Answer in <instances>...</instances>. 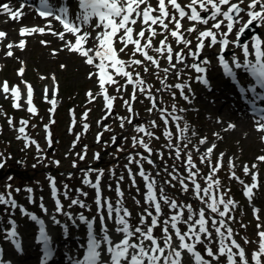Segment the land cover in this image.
Here are the masks:
<instances>
[{
  "label": "snow or ice",
  "instance_id": "1",
  "mask_svg": "<svg viewBox=\"0 0 264 264\" xmlns=\"http://www.w3.org/2000/svg\"><path fill=\"white\" fill-rule=\"evenodd\" d=\"M78 11L73 16L71 14L70 6L62 4L58 8L50 3V0H40V8L37 9L38 15L41 18L48 20L47 31L56 35L60 40L65 41L66 34H72L75 37V42L65 41L64 48L67 50L79 54L85 58V62L88 65H92L97 69V73H90L98 76V83L101 88V94L105 100L106 115L103 119H107L114 108V103L117 99L116 96H112L107 92L106 85H116V91L120 92L125 89L126 85H121L115 78L120 76L126 78V84H133L134 88L131 101L125 100L124 104L127 107V111L132 114V102L136 100V90L140 93L146 94V97L150 100L152 107L148 109L149 112L158 108L165 125L169 123V116H172L166 108L160 107L157 97L152 94L151 85H148L139 72L129 71V68L133 66H143L144 72L149 71L145 61L149 62L155 69H161L160 61L156 56L149 53V50L154 51L160 57L167 60L169 67L163 68V72L166 74L165 78L161 80L166 90L171 88H177L180 90V94L186 101H189V96L184 93L185 87L190 88V85L175 84L169 85L166 83L167 74L170 70H174L175 74L179 76L180 69L177 68V64H183L184 67H190L194 69L198 74L196 77L198 82L208 85L206 78L207 68L205 65L210 63L207 59H204L202 63L193 62L186 64L185 61L191 57L193 61H199L201 53L205 47H214L217 44L220 45V53L218 55L219 63L221 64L224 72L229 77L235 78L237 72L235 70L242 69L244 72L250 74L255 79V85H251L248 88H241V92L251 91L253 94L252 100L249 101L253 106V111L264 114V108H257L256 101H264V92H258L257 86L260 89H264V38L260 35H254L252 37V50L250 51L249 44L247 42L241 44V37L245 34L246 30L254 27L256 24L264 27V0H250L247 8L243 7L244 0H190V3L182 6L179 0H158L157 6L154 8L149 0H76ZM143 5V7H142ZM23 5L20 9L13 10L8 3L0 5L3 13L8 14L10 19L18 20L24 15ZM171 9V11H170ZM258 9V10H257ZM157 13V14H153ZM246 13L248 19L241 24L244 17L242 14ZM58 21L63 31L54 32L51 28V19ZM187 19L191 22V26L187 29H183L182 21ZM140 23V30L135 32L134 27L137 23ZM211 22V27H208ZM172 25V27H170ZM199 26H203L204 30H200ZM239 27L237 28V26ZM85 26L91 28L92 31L86 30ZM222 26L226 28L222 30ZM157 28L160 29L157 32ZM236 29L235 40H230L229 35ZM99 30V31H97ZM46 31L44 27H23L20 30L22 37L32 35L35 33L43 34ZM93 32L96 34L93 36ZM147 33V36H146ZM192 33H196L195 48L192 47L193 41L188 38ZM158 35H163L164 39L159 41V46H153V39ZM7 34L0 31V42L6 38ZM171 36L177 45H183L179 51H175L171 43L168 42V37ZM143 41V43H142ZM207 41V44L205 43ZM42 44L47 45V41H41ZM116 43H120L122 47L117 50ZM129 45L133 46V52L131 57L127 61L120 58L119 53L124 52ZM229 45L241 48L245 57L241 62L238 57L233 54L231 64L225 59L224 52L229 49ZM26 46V41L21 39L17 47L23 50ZM14 47L12 43H8L6 48L8 49L6 55L12 57L14 55L11 50ZM187 49V52H185ZM63 50V49H60ZM57 49H53V55L57 54ZM137 54L144 57L143 60L136 59ZM175 56L176 63H173ZM254 57V59H249ZM23 63V62H22ZM66 67L61 65V68ZM111 70V71H110ZM25 68L18 69V75L23 77ZM135 76V79H134ZM44 79L45 77H41ZM55 80V76L52 77ZM238 82V81H237ZM26 87V104L27 111L32 114L37 113V109L33 103L34 89L33 86L27 81H23ZM160 91V89H157ZM0 92L7 95L10 94L13 98V107L21 108L20 100L22 93L19 85L9 87L7 81L0 84ZM45 100H48V88L45 87ZM90 98V102L95 99L92 92L87 94ZM175 96V93H172ZM53 107L50 112L55 111L56 101L52 99L49 101ZM175 108V106H173ZM90 111V110H89ZM84 119H87L88 111L84 114ZM121 121L120 127L123 128L125 122L133 124L134 115L128 117H118ZM181 117L172 116L173 121H179ZM264 115H261V120L257 121V130L264 131ZM54 123V121H52ZM10 126H13L12 118L8 119ZM29 122L27 120H21L18 131L21 136L17 138H23L28 143L26 146L35 144L39 151V145L35 140H31L26 134V126ZM102 123V121L98 122ZM75 121H73V126ZM151 124L156 126V122L152 121ZM48 127L47 125L45 126ZM136 130L145 134L148 137H153L154 133L149 131L143 126L134 125ZM179 129L181 139H186L183 133L187 132L188 128L185 125L180 128L179 124H176ZM234 125H229V128H234ZM85 131L89 128L87 123L83 124ZM105 131H111V128L104 126ZM169 140L172 139L173 133L165 130ZM218 135V134H217ZM103 132L97 134V142L101 141ZM79 136L77 137V141ZM117 138L112 137V143L115 144ZM74 142V144L76 143ZM48 143L51 146V133H48ZM107 144V142H105ZM201 144L206 143V138H201ZM132 144L135 148L137 145L143 147L148 153L152 152V148L145 142L143 137L132 138ZM169 148L175 147L176 156L180 157V149L178 146L169 144ZM216 145L213 144L207 148L206 153L201 156V162L208 161L210 155L215 149ZM86 149L84 154H77L80 160H84L86 157ZM123 151V149H118ZM199 151V149H197ZM141 160H147L149 164H153L154 161L150 156H144L142 153H136ZM131 153L128 156L129 164L136 163L139 165L138 175L145 182L144 202L148 206L145 208L144 213L141 214L139 224L133 226L130 223L131 212L128 208L123 206L124 192L117 183L118 200L114 205L110 198H105L100 190V181L103 176V170L97 169V177L95 182L88 178V174L94 171L89 168L86 172L83 183L89 185L96 190L95 203L97 205V213L100 220V235L98 236L95 230L96 218L89 219L83 213L79 215V221L87 227V239L84 245L80 247L85 249L82 258H76L74 264H220L221 258H225L227 264H264V231L258 233L260 237L259 248L257 251L251 254L250 258L245 251V248L234 238L233 229L228 226L226 219H233L229 215L235 206V201L231 198H226L227 193H222L219 190L220 180L214 179L216 174L222 168L223 156L221 153L216 164L211 167V172L203 177L205 185L202 186L198 181L200 176V170L193 162L191 153H186V172L187 176H181L177 171L169 173L171 179L165 181L171 187H175L173 181H176L181 186V191L187 193L192 191L193 195L199 200L204 207L199 210H194L191 204H181L177 200L172 199L164 194V189L157 188V181L155 177H152L140 164V161L136 159ZM162 156V154H161ZM46 158V157H45ZM94 159H100V153L94 154ZM261 162H264V156L257 157ZM58 165L59 161H55ZM229 164L234 168L235 164L230 160ZM5 163L0 161V168H3ZM75 167V162L73 163ZM128 167V166H126ZM257 166L252 165V169ZM167 171V168L165 169ZM245 174L250 173V168L243 166ZM129 176L132 179V186L136 187L135 174H133L130 167H128ZM114 174V172H113ZM71 175V174H69ZM158 175V173H157ZM231 178L239 180L240 178L232 172ZM253 183L244 184V181L240 180L241 184H244V194L251 200L253 190L258 187L257 178L258 173L252 172ZM12 178L9 177V180ZM124 177L121 176L120 180ZM52 196L55 200L56 211L67 215L75 225V219L71 213H64V206L59 199L60 191L56 186L54 177H49ZM191 185V189H190ZM7 188H11V185H7ZM111 187V185L109 186ZM65 191L63 195L67 197L68 186H64ZM20 191V189H16ZM27 191L32 193V189L28 188ZM81 192V195L87 196L86 192ZM230 191V190H229ZM139 192V188H137ZM30 202H35L32 197H29ZM136 203L139 205L140 201ZM0 204L11 206V208L18 207L15 199L11 197V192L7 195L0 193ZM162 204L167 205L171 211V215L162 219L163 208ZM71 205H78L83 208L88 206L84 201L80 199H72ZM70 205V206H71ZM222 206V208H221ZM42 211L47 213V208L43 203L40 205ZM151 209V210H149ZM207 210V215H206ZM22 214L28 216L31 221L35 222L39 226V234L37 240L43 245L44 249V261L43 264H47L53 256V241L50 236L45 221L35 213L28 212L21 206ZM185 211L188 215L185 217ZM256 213L259 209H254ZM106 213V216H105ZM216 214V215H212ZM217 216L220 219H217ZM257 219L259 216L257 215ZM106 220H114L117 227L116 233L121 235L119 241L114 242L112 236L109 234ZM150 220V223H149ZM52 221L55 224H60V221L52 217ZM211 222V226H209ZM10 229L6 231L5 238L14 244L17 250L22 251V243L19 238L17 225L15 220H10ZM181 225L185 226L186 230H182ZM259 227V226H258ZM67 228V225H64ZM156 228H160L162 235H154ZM213 230L218 238V247L214 251L212 248L213 243ZM173 237L178 241L174 244ZM245 243H249L245 239ZM198 245H204V253L198 249ZM2 251V250H0ZM187 254L188 259L185 258ZM206 254V255H205ZM107 256L108 259L103 257ZM208 257V258H206ZM210 258V259H209ZM0 264L3 261L0 260Z\"/></svg>",
  "mask_w": 264,
  "mask_h": 264
},
{
  "label": "rangeland",
  "instance_id": "2",
  "mask_svg": "<svg viewBox=\"0 0 264 264\" xmlns=\"http://www.w3.org/2000/svg\"><path fill=\"white\" fill-rule=\"evenodd\" d=\"M242 15L248 18L246 13ZM183 21L189 22L186 18ZM242 23L243 21L241 24ZM15 27L17 28L18 24H16ZM198 27L200 28L199 25ZM222 27L223 30L226 31V28H224V26ZM238 27L239 25L237 28ZM134 29L135 32H138L140 30V26L135 25ZM235 32L236 29H234L232 34L235 35ZM260 36L264 38V27L262 26ZM189 39L193 41L192 38ZM160 40L161 39H158L156 41L155 47L159 46ZM41 41H45L44 38L35 37L31 39L29 48L21 53H18L17 51L14 57L7 58L6 68L4 71L0 72L1 77H6L4 79H0V84H2L4 81H9L12 85H19L21 92L24 94L20 100L22 107L17 109L11 107L13 100L12 96L8 94L6 98V95L0 92L1 161L4 162V160H6L9 156L15 161L19 159L23 160L22 164L25 165V171L24 168L22 169L24 173L23 176L28 177L29 175L30 177L29 179H25L23 176H5V170L3 178L0 179V193L7 195V191L12 189L19 196L20 201L23 203V207L27 208L29 205V192L27 189L36 184L44 186L43 189L38 190L37 198L43 195L41 193L42 191L48 192V179L46 175L48 171H52L50 176H54L55 180L61 183V187H64L65 185L68 186L67 197L63 195L62 198L63 202L67 200V203H63V206L65 207V209H63L64 213L73 212L75 213L74 217L77 218L82 211H94L92 212V215L99 216L97 213V205L95 203L96 190L83 183L88 169L86 167L81 169L76 166L81 164L85 166L95 163L96 159H94V154L100 153L101 156L104 154V158L117 160V162L120 160L117 163V170L114 174L112 173V175L108 177H101L100 185L103 188L104 197L110 198L112 203L115 205L118 200L116 189L117 183L119 182V186L124 192V195L127 194V198L123 199V206L129 209L132 214L130 221L132 220L137 226L139 224L141 214L144 213L145 208L148 206L144 202L145 182L136 171L139 169V167L136 163L129 164L128 160L129 154L134 153L133 151L135 150L132 144V138L143 137L145 142L148 143L152 148L151 153H148L147 151L146 152L154 161L153 164H149L147 160H141L139 156L136 157V159L140 162L142 161V165L145 166V171L148 172L152 177H155L157 181V188L159 189L162 187L164 189L165 195L177 200L181 204H191L193 209L197 211L199 208L204 207V205L195 198L191 190H189L187 193H183L178 182L173 181L175 187H171L166 184L165 181L171 179L169 173L173 172L174 170L177 171L181 176H187L186 153L190 152L192 158L196 157L200 159L201 156L206 153L207 148L215 144L216 147L209 157L211 164H209L208 161L198 163L194 161L195 159H193L194 164L200 170V176L197 179L201 183V181L204 180L203 177L211 172V167L216 164L220 154H224L222 161L223 166L217 174L225 173L224 170L226 168L228 171L223 177L222 183L219 186V190L222 193H227L226 198H231L236 202L232 211L229 213L233 219H224H226L228 226L233 229L234 238L242 245V247L245 248V251L250 258L251 254L257 251L259 248L260 237L258 233L264 231V217H262L261 213L258 214L262 221H257V214L253 208H251L248 213L243 208L245 205L242 196L243 184L240 183V180L249 181L248 174H244L243 166L247 165L250 169H252V165L255 164L257 166L256 168L261 167L262 170L264 168V163H260V161L257 159V157L264 156V144L260 142V137L256 140L258 144H254L253 142L251 143V141L244 138V136H246V132L241 134L238 130L236 131V129L232 130L229 128L226 122L219 124V116L221 115L213 114L210 111V108L213 109L215 107L216 102L212 104L211 101L201 98V100L199 99L197 103L205 104V102H207V104H205L204 108L202 109L195 108L192 111L191 106L189 105L190 102L183 99L179 89L173 87L170 90H166L164 85L161 83V80L166 76L162 69L168 68L169 64L165 58L160 57L154 51H149V53L159 59L161 69L157 70L149 62L145 61V64L149 69V71L145 73V76L147 79H150L148 85L152 86V94L157 97V100L161 101V107L174 112L175 116L181 117L179 121H173L172 119L169 120V123L172 126H175L172 139L169 140V138L164 135L165 130L162 126V123L160 122V111L158 108L149 112L148 115H143L141 118V124L139 125L141 126L143 124L145 128L148 126L146 129L154 133L153 137H148L145 134L138 132L136 127H134V125H136L135 122L133 124H128L125 122L124 127L121 128V122L117 123L115 120H112L113 116L123 115V111L128 112L124 101H131L134 88L127 90V87H125L124 90L117 92L116 85L105 86L110 91V95L116 96L117 99L113 108L114 115L111 116L108 121H103L104 119L102 120V118L106 115V112L104 111L105 100L103 99V96H101V88L98 83V76L92 75L90 77V73H92L93 68L87 66L84 61L82 62L81 59L70 53L68 50H60L62 49V46L56 47V49L60 50L59 53H61L58 57L57 55L59 53L53 55L52 48L50 50V57L43 58L42 53L45 49L40 48ZM168 42L172 44L175 51H179L180 48L184 47L183 45H177L171 36L168 37ZM205 43L207 44V41H205ZM247 43L249 44V47L252 48V39ZM195 44L196 39L194 37L192 44L193 48H195ZM207 50H209V47H205L201 53L199 61H193L192 58L189 57L185 63H202V61L206 59L205 52ZM6 52V48L3 47V49L0 51V58H4ZM132 52L133 48L131 49V53L129 55H127L125 52H120V58L127 61L129 57H131ZM185 52H187V49H185ZM210 55H212V52H210ZM20 58L21 60L22 58L26 59L25 61L28 64L27 76L30 78H23L15 74L14 68L16 69V67L20 65ZM135 58L141 60L144 59V57L140 54H137ZM173 63H176L175 56ZM61 65H65L66 67L61 68ZM177 67L180 69L179 76L175 74L174 70H170L167 74V84H184V82L180 80L190 75L189 67L186 68L183 64H177ZM141 68L144 71L143 66H133L128 70L139 72ZM53 75L55 76V80L52 79ZM41 77L45 78L42 79ZM115 78L121 85H125L124 80H126V78H122L120 76H116ZM25 80L31 81L34 87H39V91L33 97V103L36 109H38L40 106L43 107L41 114H32L27 111L26 87L23 83ZM177 81L180 82L176 83ZM187 81H185V85H188ZM49 85L50 89L47 93L48 100H45L44 89ZM186 88L187 87L184 89V93L189 95V92L187 93ZM157 89H160V91H157ZM89 91H91L95 97V99L91 102L89 96L87 95ZM173 92L175 93V96L172 95ZM136 97V100L132 102V108H137L136 113L141 115L144 110H147L145 107L148 104V101H146L147 97L146 94H142L139 91H136ZM52 99H55L56 101L55 118H52L49 115V109L53 107L49 101ZM218 103L221 104V101H218ZM173 106H175V108H173ZM82 109L86 111L90 110L89 112L92 113L88 116L91 125L86 131L91 143L87 144L80 142L79 146H76V144H72V142L77 138L76 128L78 127L80 131H83ZM9 118H12L13 126L9 125ZM21 120H27L29 122L26 126V134L30 137V139L33 140V137H36L40 140L38 142L40 149L39 151L37 150L35 144L26 146L28 142L25 141V139L17 138L18 136H21L18 131L19 127L21 126ZM52 121H54V123ZM73 121H75L74 126ZM100 121H102V123H98ZM152 121L156 122V126L151 124ZM106 123L110 125L111 131H105V138L103 142L97 144L95 143L97 139L92 133H94L96 129L100 128V124L102 125ZM176 124H179L180 128H183L185 125H187L188 130L187 132L183 133V136L186 137V139L180 138L181 133L176 127ZM46 125L52 127L51 146H49L48 143L49 132L45 127ZM115 135L119 137L124 135V137L121 139L122 144H117L119 145L118 149H123V151H115L114 149H111L114 145L111 144L112 137ZM201 138H206V143L201 144ZM105 142H107V144ZM169 144L179 147L181 153L179 158L176 156L175 147L169 148ZM85 146H87V157L84 160H80L77 154L82 153L83 149H85ZM137 146L141 151L140 153H142L144 156H147L144 153L145 149L140 145ZM197 149H199V151H197ZM16 156L20 158L15 159ZM230 160L235 164L234 168L229 164ZM55 161H59V164L57 165ZM74 162L76 164L75 167L73 166ZM126 166L130 167L133 174H135L136 187L132 186V179L129 176L128 167ZM166 168L167 171H165ZM232 172H235V175L240 179L237 180L229 177V175L231 176ZM96 173L97 172L94 170L89 173L88 176H94ZM121 176L124 177L123 180H120ZM9 177L12 179L9 180ZM91 180L95 182L96 179ZM237 183L240 190L235 187ZM9 184L11 185L10 189L6 187ZM110 185L111 187H109ZM201 185L206 186L205 180L204 183H201ZM137 188H139V192H137ZM16 189H20V191H16ZM77 190L86 192L87 196L81 195V192ZM239 192L240 197H237V193ZM72 199H80L84 201L88 207L83 208L78 205H71ZM16 200L20 202L18 199ZM137 200L140 201L139 205L136 203ZM43 205L48 210L47 213H45L46 218L52 220V217L55 216V218L60 221L59 225L61 226L64 225L65 222L70 223L71 220L68 218V216L64 215L63 213H58L56 211V207L50 202V200H44ZM256 207L264 209L263 201L258 200ZM162 208V219L171 215V211L167 205L162 204ZM8 209V207L2 206L0 204V212L3 213L4 210ZM11 211L12 209H9V212ZM207 214L208 213L206 210V215ZM187 215L188 213L185 211V217H187ZM217 219H220V217L217 216ZM2 220L3 219L0 221L6 223ZM209 226H211V222H209ZM181 228L182 230H186L185 226L183 225H181ZM24 229H28V225H24ZM65 230L71 234H77L80 232L79 227L77 229H71V225ZM154 235L158 237L162 235L160 228L155 229ZM245 239H247L249 243H245ZM173 242L174 244L178 243L175 237H173ZM28 244L29 241H27V245ZM211 246L218 247V238L216 237L214 230L213 243ZM197 247L198 249L204 248V245H198ZM32 250V247H29V250L25 255L28 260L33 259ZM223 259L224 258L222 257L221 261Z\"/></svg>",
  "mask_w": 264,
  "mask_h": 264
},
{
  "label": "bare ground",
  "instance_id": "3",
  "mask_svg": "<svg viewBox=\"0 0 264 264\" xmlns=\"http://www.w3.org/2000/svg\"><path fill=\"white\" fill-rule=\"evenodd\" d=\"M0 16L3 17V15H0ZM18 20H20V22H22V23H29V25H31V27H44L46 29L44 24H38L36 21H34L33 13L31 11H27L22 16V18L18 19ZM17 22H18L17 20H11V19H8L7 21H2V20L0 21V24L7 25L11 30L10 36L8 37V42H12L15 35L18 34L17 28L15 27ZM4 30L9 31L8 29H4ZM40 35L49 40L47 45H44V44L40 45V48L45 49V50H43L42 57L48 58V57H50V54H51L50 49L57 44V40H55L54 36L50 35L47 31H45L43 34H40ZM25 73H26V71H25ZM47 88L49 90L50 85ZM34 90H35V94L39 91L38 87H36V86L34 87ZM21 93H22V95H24L23 92H21ZM209 101H211V100H209ZM205 104H207V102H205ZM241 115L254 117V116L250 115L249 113H245L244 111H241ZM237 129L241 134H244L246 132V136H244V138L246 140L251 141V143L253 142L254 144H258V142L256 141L257 138H259L264 133V131H258L257 130V125H256L255 121L251 118L248 119L247 121L240 122L238 124ZM260 142L264 144V141L261 138H260ZM3 213L6 214L7 212L4 211ZM39 215L41 217L45 216V214L42 212H39ZM66 223H68V222H65L64 225H67ZM4 242L5 241L2 240V243H4ZM7 244L10 245L11 242L9 241Z\"/></svg>",
  "mask_w": 264,
  "mask_h": 264
}]
</instances>
